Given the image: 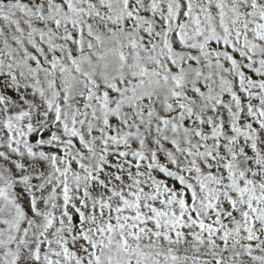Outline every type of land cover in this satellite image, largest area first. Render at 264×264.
I'll return each mask as SVG.
<instances>
[{
	"label": "snow or ice",
	"instance_id": "1",
	"mask_svg": "<svg viewBox=\"0 0 264 264\" xmlns=\"http://www.w3.org/2000/svg\"><path fill=\"white\" fill-rule=\"evenodd\" d=\"M0 264H264V0H0Z\"/></svg>",
	"mask_w": 264,
	"mask_h": 264
}]
</instances>
